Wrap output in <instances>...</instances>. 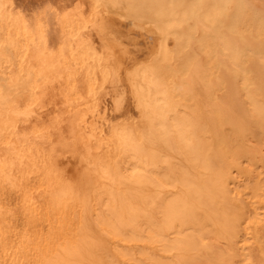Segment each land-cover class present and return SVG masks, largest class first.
Listing matches in <instances>:
<instances>
[{"label":"bare ground","instance_id":"bare-ground-1","mask_svg":"<svg viewBox=\"0 0 264 264\" xmlns=\"http://www.w3.org/2000/svg\"><path fill=\"white\" fill-rule=\"evenodd\" d=\"M0 264H264V0H0Z\"/></svg>","mask_w":264,"mask_h":264}]
</instances>
